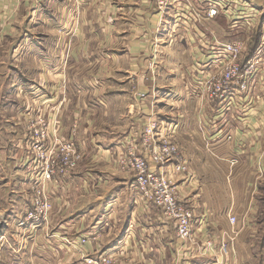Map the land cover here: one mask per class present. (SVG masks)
Wrapping results in <instances>:
<instances>
[{
    "label": "crops",
    "instance_id": "crops-1",
    "mask_svg": "<svg viewBox=\"0 0 264 264\" xmlns=\"http://www.w3.org/2000/svg\"><path fill=\"white\" fill-rule=\"evenodd\" d=\"M11 4L0 0V264H43L38 255L48 253L49 264H84L68 243L94 232L102 247L91 241L84 254L114 250L121 263L249 264L242 254L254 250L264 264V53L260 83L231 107L194 88L212 70L215 45L233 42L234 30L264 31V0H171L165 11L155 0ZM37 111L65 138L77 125L83 161L98 164L62 179L48 226L15 235L31 204L25 135ZM150 120L177 127L188 161L177 177L197 217L187 243L118 161Z\"/></svg>",
    "mask_w": 264,
    "mask_h": 264
},
{
    "label": "built area",
    "instance_id": "built-area-1",
    "mask_svg": "<svg viewBox=\"0 0 264 264\" xmlns=\"http://www.w3.org/2000/svg\"><path fill=\"white\" fill-rule=\"evenodd\" d=\"M155 2L160 10L165 11L171 0ZM218 7L222 8V4L213 7L210 15H217ZM245 48L243 41L215 45L212 70L204 79L207 91L213 98H219L223 102L228 99L226 93L231 84L241 77V65L238 60ZM263 53L264 31L256 56L246 64L247 74L256 71V67L263 62ZM241 89H247L245 83ZM37 113L34 119L27 121V135L30 133L26 141L27 154L32 160L33 172L30 179L31 204L25 219L20 222L30 233H36L48 224L53 207L52 196L62 188V179L70 177L74 167L84 157L83 147L75 138L77 125H74L72 136L65 138L59 132L58 121H48L41 111ZM176 133L177 127L165 121H149L140 133L137 149L129 148L119 156L118 161L125 172L133 175L135 189L151 201L168 222L174 224L178 238L187 243L193 240L197 217L194 208L181 199L177 190V177L187 174L189 165L183 156ZM230 221L234 224L237 218L231 216ZM99 237L100 235L94 232L68 244L75 246L78 252L84 255V264H145L141 261L121 263L114 250L85 255V245L91 241L96 242L99 249L102 247ZM208 245L212 247V241H209Z\"/></svg>",
    "mask_w": 264,
    "mask_h": 264
},
{
    "label": "rangeland",
    "instance_id": "rangeland-1",
    "mask_svg": "<svg viewBox=\"0 0 264 264\" xmlns=\"http://www.w3.org/2000/svg\"><path fill=\"white\" fill-rule=\"evenodd\" d=\"M12 1V4L15 3L16 0H11ZM11 4V6H12ZM10 17L7 18V24L11 23V21H13L16 17H17V14H15L14 16L11 14L9 15ZM234 33V37H235V40L234 42L236 41H243L245 43V51H243V53L240 55L239 57V60H238V63L241 65V77L239 79H235L233 81V83L231 84V88L228 90V92L226 93V96H227V100L225 102L221 101V99L219 98H213L210 93L207 91V85H206V82H204L203 80V77L201 79V82L199 80V82H197L194 86V88L197 90V89H202V97H205V99L208 101V102H219V103H222L223 105L226 106V108L228 107H231V105L235 102V96H241V94L245 95V94H249L253 87H255L256 85H258L260 82H258L260 80L259 78V70H263V65H258L256 67V71H252V72H248L250 74H247L246 73V70H247V67H246V64H247V61L251 58H253L254 54L257 53V51L259 50V42H261L260 40H262V35H263V31L258 28L257 26H254V27H250L248 29H240V30H234L233 31ZM16 46H13V48H15ZM10 55H12V51L10 52ZM258 69V71H257ZM258 72V73H257ZM262 75V80H261V85L263 86L264 85V74H260ZM246 84L247 86V89L246 90H243L241 89V86L243 84ZM197 86V87H196ZM238 99V98H236ZM239 103H244V100L243 99H240L238 100ZM150 121H157V120H150ZM30 134V133H29ZM29 134L27 135V130H26V135L25 137H29ZM78 142V141H77ZM79 143V142H78ZM80 144V143H79ZM81 146V145H80ZM94 159L93 158H85V160L83 161V159L77 164V166L74 167V170L73 172L75 173H78V175L81 177L80 173L82 174L81 172V169L83 168V166L85 165H93V166H96L98 164L97 161H93ZM81 181V179H80ZM28 209V208H27ZM27 212V211H26ZM26 214V213H25ZM50 216V215H49ZM23 217V219H25L26 216L22 215L19 217L20 219ZM21 221H19L20 223ZM17 223V226H18V229L16 230V234L15 235H23L25 236V231H26V228H23L21 223L19 224ZM49 223V222H48ZM10 224V223H9ZM48 226V224L44 225L43 227H46ZM10 227V226H9ZM42 227V228H43ZM40 228V230L42 229ZM3 229L1 228V231ZM4 232V231H3ZM41 233V232H40ZM43 236H47V235H50L51 232L50 230H48V228L46 230H44L43 233H41ZM52 235V234H51ZM236 235V234H235ZM11 236V235H10ZM236 236L233 237V240H235ZM48 237L45 238V240L47 241ZM44 241V239L42 240ZM246 241L248 242V244L251 245V243L253 244L254 243V239H249ZM19 244V242H17ZM17 243L15 241H11V240H8L6 242L7 245H11V246H16ZM209 241L207 242V247H211L208 245ZM26 245H28L29 247L30 246H34L36 247V244L33 243V241H30L29 243H27ZM19 246V245H18ZM253 249V248H252ZM254 252V250H253ZM253 252H249L248 254L244 253L242 254L244 257H245V260L248 261L249 264H258V257L256 258L254 253ZM55 254H43V255H38L39 258L41 259L42 263L43 264H49L50 260L51 261H54L53 260V257ZM32 256V255H31ZM12 257H8V260L10 263H13L12 260H11ZM37 258V257H36ZM58 258V257H57Z\"/></svg>",
    "mask_w": 264,
    "mask_h": 264
}]
</instances>
